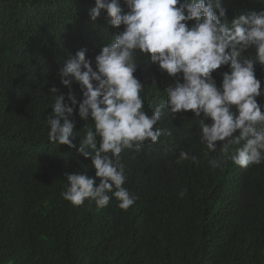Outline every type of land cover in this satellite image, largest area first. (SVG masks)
<instances>
[{
	"label": "trees",
	"instance_id": "16d2710c",
	"mask_svg": "<svg viewBox=\"0 0 264 264\" xmlns=\"http://www.w3.org/2000/svg\"><path fill=\"white\" fill-rule=\"evenodd\" d=\"M94 6V0H0V264H264V162L211 167L219 145L209 151L200 142V118L190 110L165 109L157 126L171 137L120 153L123 186L137 197L127 211L115 197L104 208L63 199L64 174L83 172L91 160L77 152L79 137L73 148L48 141L49 89L66 97L57 73L69 54L86 49L94 60L89 52L121 30L105 26L103 11L90 21ZM222 6L231 21L264 11V0H222ZM249 54L255 50L243 56ZM227 70L213 73L217 86ZM134 75L151 115L173 79L143 58ZM255 75L264 89V66L257 63ZM71 87L79 100L78 85ZM256 99L264 104V95ZM70 119L83 138L84 121L75 110ZM174 149L197 159L176 164Z\"/></svg>",
	"mask_w": 264,
	"mask_h": 264
},
{
	"label": "clouds",
	"instance_id": "9594fccd",
	"mask_svg": "<svg viewBox=\"0 0 264 264\" xmlns=\"http://www.w3.org/2000/svg\"><path fill=\"white\" fill-rule=\"evenodd\" d=\"M94 4L90 21L103 11L105 26L121 30L89 52L97 54L94 60L86 59V49L69 54L57 73L68 88L66 97L55 86L49 89L54 103L45 118L48 141L73 148L79 137L77 152L91 160L83 172L64 174L63 199L74 206L88 201L104 208L115 197L127 211L137 197L123 186L127 177L120 153L126 148L139 152L146 141L156 143L161 135L171 137L170 130L157 126L165 109L167 114L190 110L200 118V142L209 151L219 145L220 159L210 161L211 167L222 168L229 160L241 168L264 162V104L256 99L264 89L255 75V65L264 66V11L228 21L222 0H123V8L120 0ZM249 49L255 55L245 58ZM140 58L173 79L163 89L166 99L151 115L143 110L145 86L134 75ZM222 66L228 70L217 86L213 73ZM74 110L84 121L83 138L74 132ZM173 154L176 164L197 159L185 149ZM89 168L93 176L87 175Z\"/></svg>",
	"mask_w": 264,
	"mask_h": 264
}]
</instances>
